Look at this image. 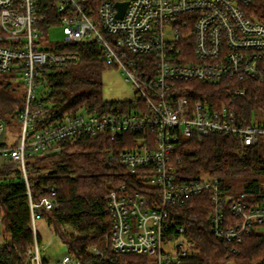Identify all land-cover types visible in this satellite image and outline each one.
I'll list each match as a JSON object with an SVG mask.
<instances>
[{"label": "built area", "instance_id": "built-area-1", "mask_svg": "<svg viewBox=\"0 0 264 264\" xmlns=\"http://www.w3.org/2000/svg\"><path fill=\"white\" fill-rule=\"evenodd\" d=\"M253 1L56 0L64 37L51 41L40 27L39 0H0V72L14 75L25 90L17 140L7 138V125L0 118V164L9 165L12 176L19 172L28 188L35 241L26 264H82L70 254L60 261L45 256V262L47 246L37 240L39 222L43 210L53 211L59 203L52 194L33 200L27 163L29 157L57 151L58 142L80 134L108 133L115 138L140 133L134 146L109 156L143 185L157 188V198L129 190L124 183L108 192L109 242L115 253L147 254L153 257L150 264L180 263L188 253L183 242L170 241L173 252L163 247L172 224L170 210L204 193L211 202L209 220L219 240L241 243L251 229H264V177L257 194L235 193L215 176L180 175L175 160L178 134H236L243 146L264 136L263 124L239 122L226 103L191 104L187 95L174 92L178 81L249 77L264 82V22L248 13ZM119 2H127L122 16ZM89 37L96 40L106 63L121 69L132 82L143 107L105 114L78 112L37 126L43 111L38 96L43 71L80 58L74 50L59 49V43ZM148 62L153 72L143 74L141 64ZM234 90L245 93V88ZM176 229L183 232L184 226ZM93 250L102 254L96 247Z\"/></svg>", "mask_w": 264, "mask_h": 264}, {"label": "trees", "instance_id": "trees-1", "mask_svg": "<svg viewBox=\"0 0 264 264\" xmlns=\"http://www.w3.org/2000/svg\"><path fill=\"white\" fill-rule=\"evenodd\" d=\"M39 5L40 27L45 31L58 22L56 0H39ZM248 11L264 22V0H254ZM58 48L74 50L80 58L43 71L38 91L43 111L36 119L37 126L62 121L66 115L78 112L105 114L143 107L138 99L110 101L103 97L102 72L113 65L106 63L93 37L60 42ZM141 65L143 74L153 72L149 62ZM10 76L14 78L0 72V118L6 125L9 119L21 125L18 113L25 90L19 79L15 78V83L7 78ZM237 87L245 88V93L236 94ZM174 92L187 95L191 104L197 100H207L215 106L226 103L234 109L239 122L264 125V82L249 77L218 82L178 81ZM140 135L126 133L112 138L108 133L80 134L58 142L57 151L27 160L33 200L52 194L59 203L53 211L43 210V222L65 244L66 254L82 264H150L153 260L147 254L115 253L109 242L112 219L106 211V197L111 189L124 183L129 190L158 197L157 188L143 185L109 156L134 146ZM175 142L180 175L215 176L226 190L258 193L264 177V136L249 146H243L236 134L222 133L178 134ZM10 173L9 165L0 164V264H26L35 241L28 188L19 172L15 176ZM210 212L207 193L192 196L170 210L172 224L165 241L176 240L175 245L186 242L188 253L180 263L168 264H264L263 228L251 229L241 243L219 240L212 231ZM176 225H183V232L177 231ZM37 240L45 244L39 230ZM94 247L102 254H95Z\"/></svg>", "mask_w": 264, "mask_h": 264}, {"label": "rangeland", "instance_id": "rangeland-1", "mask_svg": "<svg viewBox=\"0 0 264 264\" xmlns=\"http://www.w3.org/2000/svg\"><path fill=\"white\" fill-rule=\"evenodd\" d=\"M50 27V26H49ZM45 30L51 41H61L64 37L62 26L58 22ZM7 76V75H6ZM5 77V74H4ZM11 81H15V78L7 77ZM103 82V97L110 101H123V100H135L138 95L132 82L126 79L121 69L116 66L106 67L102 72ZM11 118V117H7ZM21 133V125L13 119L7 121V138L14 140L19 137ZM11 169V168H10ZM39 232L44 237L45 246L47 249L43 251L46 256L54 257L56 260H62L63 256L67 253L65 244L61 239L41 220L39 222ZM187 243H184L186 246ZM165 251L173 252L174 244L170 241H165L163 244Z\"/></svg>", "mask_w": 264, "mask_h": 264}, {"label": "water", "instance_id": "water-1", "mask_svg": "<svg viewBox=\"0 0 264 264\" xmlns=\"http://www.w3.org/2000/svg\"><path fill=\"white\" fill-rule=\"evenodd\" d=\"M127 5V2H119V16H122L124 10H125V7ZM182 242H179L178 245H181Z\"/></svg>", "mask_w": 264, "mask_h": 264}]
</instances>
